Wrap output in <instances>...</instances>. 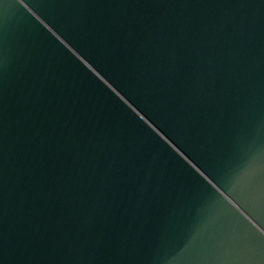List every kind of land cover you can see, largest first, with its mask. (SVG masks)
Segmentation results:
<instances>
[{"label": "water", "instance_id": "obj_1", "mask_svg": "<svg viewBox=\"0 0 264 264\" xmlns=\"http://www.w3.org/2000/svg\"><path fill=\"white\" fill-rule=\"evenodd\" d=\"M0 264H264V0H0Z\"/></svg>", "mask_w": 264, "mask_h": 264}]
</instances>
